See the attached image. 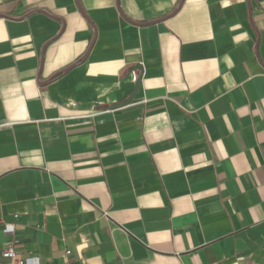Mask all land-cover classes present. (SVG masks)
Returning <instances> with one entry per match:
<instances>
[{"label": "crops", "instance_id": "0c3cea01", "mask_svg": "<svg viewBox=\"0 0 264 264\" xmlns=\"http://www.w3.org/2000/svg\"><path fill=\"white\" fill-rule=\"evenodd\" d=\"M8 243L24 264H264V0H0Z\"/></svg>", "mask_w": 264, "mask_h": 264}, {"label": "built area", "instance_id": "2783aa9c", "mask_svg": "<svg viewBox=\"0 0 264 264\" xmlns=\"http://www.w3.org/2000/svg\"><path fill=\"white\" fill-rule=\"evenodd\" d=\"M0 258L5 259L9 264H24V261L18 258L12 243H8L0 249Z\"/></svg>", "mask_w": 264, "mask_h": 264}, {"label": "water", "instance_id": "95a60500", "mask_svg": "<svg viewBox=\"0 0 264 264\" xmlns=\"http://www.w3.org/2000/svg\"><path fill=\"white\" fill-rule=\"evenodd\" d=\"M136 68L141 69L140 65H137ZM140 78H141V76L138 77V79H137V81L135 83L134 89L131 92V94L126 99H124L123 101L111 105L110 108H117V107H120V106H123V105H126V104L130 103L132 101V99L134 98V96L136 95V93H137V90H138V87H139V83H140Z\"/></svg>", "mask_w": 264, "mask_h": 264}]
</instances>
